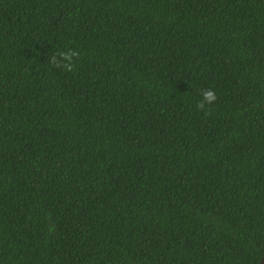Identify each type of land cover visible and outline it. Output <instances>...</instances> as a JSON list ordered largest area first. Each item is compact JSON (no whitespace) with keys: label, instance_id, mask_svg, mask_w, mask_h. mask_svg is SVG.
Segmentation results:
<instances>
[{"label":"trees","instance_id":"obj_1","mask_svg":"<svg viewBox=\"0 0 264 264\" xmlns=\"http://www.w3.org/2000/svg\"><path fill=\"white\" fill-rule=\"evenodd\" d=\"M263 255L264 0H0V264Z\"/></svg>","mask_w":264,"mask_h":264},{"label":"clouds","instance_id":"obj_2","mask_svg":"<svg viewBox=\"0 0 264 264\" xmlns=\"http://www.w3.org/2000/svg\"><path fill=\"white\" fill-rule=\"evenodd\" d=\"M81 53L74 47H66L58 49L48 56V62L54 68L63 70L64 72H73ZM201 99L197 102L196 108L200 111H205L206 107L214 104L218 97L214 90H201Z\"/></svg>","mask_w":264,"mask_h":264},{"label":"water","instance_id":"obj_3","mask_svg":"<svg viewBox=\"0 0 264 264\" xmlns=\"http://www.w3.org/2000/svg\"><path fill=\"white\" fill-rule=\"evenodd\" d=\"M260 264H264V255L262 257L261 263Z\"/></svg>","mask_w":264,"mask_h":264}]
</instances>
